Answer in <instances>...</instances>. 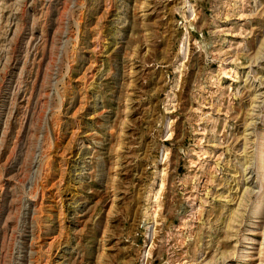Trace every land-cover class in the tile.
I'll list each match as a JSON object with an SVG mask.
<instances>
[{
  "label": "rangeland",
  "instance_id": "obj_1",
  "mask_svg": "<svg viewBox=\"0 0 264 264\" xmlns=\"http://www.w3.org/2000/svg\"><path fill=\"white\" fill-rule=\"evenodd\" d=\"M0 264H264V0H0Z\"/></svg>",
  "mask_w": 264,
  "mask_h": 264
},
{
  "label": "bare ground",
  "instance_id": "obj_2",
  "mask_svg": "<svg viewBox=\"0 0 264 264\" xmlns=\"http://www.w3.org/2000/svg\"><path fill=\"white\" fill-rule=\"evenodd\" d=\"M261 202V201H260ZM263 205L262 202L260 203V206ZM260 208V207H259Z\"/></svg>",
  "mask_w": 264,
  "mask_h": 264
}]
</instances>
